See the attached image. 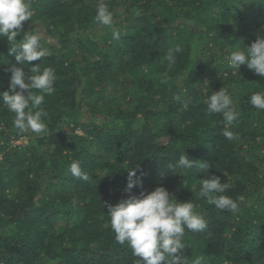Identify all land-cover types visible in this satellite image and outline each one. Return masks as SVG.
I'll return each mask as SVG.
<instances>
[{"label": "trees", "instance_id": "16d2710c", "mask_svg": "<svg viewBox=\"0 0 264 264\" xmlns=\"http://www.w3.org/2000/svg\"><path fill=\"white\" fill-rule=\"evenodd\" d=\"M104 2L118 40L96 22L98 0H33L35 15L23 22L51 52L31 63L53 68L56 82L41 105L48 127L39 136L19 133L0 103V264H137L115 241L107 205L159 186L193 200L207 221L177 253L187 264L196 256L203 264H264V111L249 103L264 92V77L227 66L232 51L264 37V0ZM176 46L182 51L170 64ZM10 47L0 37V92L12 94L13 66L33 73ZM222 88L241 113L230 128L236 140L222 135V114H208L204 103ZM182 154L209 167L183 169ZM73 161L88 181L72 176ZM131 168L143 188L128 193ZM212 175L229 182L225 195L244 197L238 213L199 196L201 179Z\"/></svg>", "mask_w": 264, "mask_h": 264}, {"label": "clouds", "instance_id": "9594fccd", "mask_svg": "<svg viewBox=\"0 0 264 264\" xmlns=\"http://www.w3.org/2000/svg\"><path fill=\"white\" fill-rule=\"evenodd\" d=\"M35 15L33 0H0V37H7L11 44L10 52L16 55L17 65L27 63L31 65L32 75H27L25 68L13 66L10 77L9 91L0 92V103L14 114L13 127L19 133H34L39 136L47 131L44 108L45 97L55 92L56 73L51 67L35 65L33 61H43L51 55L49 49L42 46V34L39 31H25L23 22L32 20ZM96 22L112 30L113 39H120V33L114 27V16L104 0H98ZM34 23V22H33ZM23 33L22 39L17 37ZM21 49V51H17ZM179 46L167 54L170 64L176 63L175 53L181 52ZM242 65L264 77V37L258 36L250 45L242 50L232 51L227 57V66L233 70H240ZM19 87V91H17ZM190 99L182 101L187 110ZM204 103L208 114L221 113L224 128L222 135L236 140L238 136L230 128L235 125L241 113L234 106L233 99L222 88L212 92ZM249 103L257 110L264 111V92H254ZM183 169H201L208 164L189 159L182 154L177 162ZM73 177L88 181L90 179L83 172L80 163L73 161L69 168ZM143 188L142 176H137L136 170H128V183L125 191L131 193L134 187ZM229 182L222 183L221 178L212 175L211 178L201 179L199 196L208 205H214L220 211L233 214L239 212V203L243 196L236 199L225 195L229 189ZM111 229L115 233V241L127 245L137 264H187L186 257L177 253L186 247L185 237L188 233H199L207 227L204 216L197 211L198 205L190 201H178L174 194L165 187L159 186L154 191H141L139 195H129L116 205L108 204ZM192 264H203V257L196 256Z\"/></svg>", "mask_w": 264, "mask_h": 264}, {"label": "rangeland", "instance_id": "374dc122", "mask_svg": "<svg viewBox=\"0 0 264 264\" xmlns=\"http://www.w3.org/2000/svg\"><path fill=\"white\" fill-rule=\"evenodd\" d=\"M227 57V56H226ZM26 139L25 138H23V139H21V140H19V141H17V142H19V143H21V142H24Z\"/></svg>", "mask_w": 264, "mask_h": 264}]
</instances>
